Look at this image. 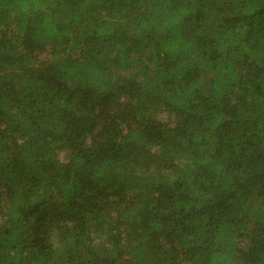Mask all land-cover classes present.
Instances as JSON below:
<instances>
[{
  "label": "trees",
  "instance_id": "trees-1",
  "mask_svg": "<svg viewBox=\"0 0 264 264\" xmlns=\"http://www.w3.org/2000/svg\"><path fill=\"white\" fill-rule=\"evenodd\" d=\"M0 264H264V0H0Z\"/></svg>",
  "mask_w": 264,
  "mask_h": 264
}]
</instances>
